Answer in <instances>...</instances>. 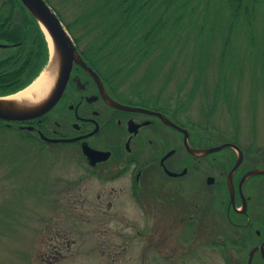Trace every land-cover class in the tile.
<instances>
[{"label":"rangeland","instance_id":"1","mask_svg":"<svg viewBox=\"0 0 264 264\" xmlns=\"http://www.w3.org/2000/svg\"><path fill=\"white\" fill-rule=\"evenodd\" d=\"M8 1L0 0V6ZM46 1L64 24L72 25L70 30L83 44L107 45L103 53L111 51L115 43L112 30L106 28L109 22L89 27L102 19L92 14L100 0ZM220 3L211 0L207 8L193 1L181 11L184 20L166 29L160 48L141 62L120 67L124 62L111 51L107 73L117 89L134 98L171 102L173 114L202 145L236 142L247 163L264 167V0L255 6L254 21L246 23L244 16L233 21L227 5L219 12ZM13 15L18 24L28 17L19 4ZM38 25H30L27 46L36 48L39 29L45 34ZM228 38L232 41L225 45ZM44 39L49 46L46 35ZM168 44L171 50L164 52ZM8 51L0 48V55ZM46 53L44 67L50 50ZM5 124L0 120V264H37L39 253L49 250L47 237L58 230L76 243L55 264H103V251L110 253L109 264H158L151 258L141 260L155 250L172 253L176 259L172 264H200V230L189 236V244L148 239V232L143 239L137 233L139 213L132 208L133 201L125 207L115 195L99 199L100 182L81 184L84 163L75 149L26 142L16 126ZM218 168L217 162L206 165L205 175ZM110 198L114 207L106 212ZM120 207L125 210L119 212ZM101 236L109 238L107 244L100 243ZM182 253L188 257L180 261Z\"/></svg>","mask_w":264,"mask_h":264},{"label":"flooded vegetation","instance_id":"2","mask_svg":"<svg viewBox=\"0 0 264 264\" xmlns=\"http://www.w3.org/2000/svg\"><path fill=\"white\" fill-rule=\"evenodd\" d=\"M68 32L84 63L74 59L52 108L32 119L3 120L5 126H16L26 142L75 149L84 163L81 184L100 182L99 199L115 195L125 207L133 201L143 239L148 232V239L189 244V236L200 230V264H264V173L249 174L264 167L248 164L243 151L242 163L232 171L238 159L232 146L208 154L196 151L227 141L204 146L173 114L171 102L141 100L117 89L107 73L106 45L86 46ZM0 48L10 50L0 55L7 58L9 73L11 46L0 43ZM216 162L214 174L205 175V166ZM113 207L110 198L104 210ZM99 239L103 245L109 241ZM46 243L49 250L39 253L37 264H55L76 241L58 230ZM108 254L101 253L103 264L111 261ZM187 257L182 253L180 261ZM149 258L158 264L176 260L156 250L139 260Z\"/></svg>","mask_w":264,"mask_h":264},{"label":"trees","instance_id":"3","mask_svg":"<svg viewBox=\"0 0 264 264\" xmlns=\"http://www.w3.org/2000/svg\"><path fill=\"white\" fill-rule=\"evenodd\" d=\"M193 1L198 0H100L92 14H98L102 19L99 18L94 25L89 24V27H103L109 22L106 28L112 30L110 39L115 43L111 49L115 53L112 54H116V58L124 62L119 65L120 67H129L135 61L141 62L152 50L160 48L166 29L172 30V27L178 26L184 20L181 11L183 12ZM220 1L221 7L218 11L222 13L228 6L233 21L241 16L245 17V23L254 21L255 6L259 0ZM199 2L204 3L207 8L211 5V0H199ZM15 4L16 6L19 4L22 13L28 16L22 24L14 21ZM29 19L30 22H27ZM172 20L173 25L170 24ZM30 25L39 26L20 0H11L0 6V39L2 43L9 44L11 49L14 48L11 54V72L5 71L7 58L0 57V95L11 94L24 88L45 65L46 52L49 50L44 39L45 34L39 29L37 42L35 41L36 48L27 46L26 38L31 29ZM71 26L67 24L69 29ZM233 28V25L229 27L230 34L233 33ZM231 41V38H228L225 45ZM168 49L171 50L169 44L165 45L163 50L168 52ZM111 51L107 55H112Z\"/></svg>","mask_w":264,"mask_h":264},{"label":"water","instance_id":"4","mask_svg":"<svg viewBox=\"0 0 264 264\" xmlns=\"http://www.w3.org/2000/svg\"><path fill=\"white\" fill-rule=\"evenodd\" d=\"M21 2L40 24L48 40L50 57L42 71L45 72L48 83L46 87L35 93H21L31 83L14 93L0 95V119L8 121L32 119L52 108L60 97L74 59L82 61L77 56L76 47L67 27L46 0H21ZM227 146L235 147L239 153L237 163L232 170L234 171L243 161V152L236 144L226 142L210 149L196 151L208 154ZM190 150L194 151L191 148ZM255 173H264V169H254L249 172V174Z\"/></svg>","mask_w":264,"mask_h":264},{"label":"bare ground","instance_id":"5","mask_svg":"<svg viewBox=\"0 0 264 264\" xmlns=\"http://www.w3.org/2000/svg\"><path fill=\"white\" fill-rule=\"evenodd\" d=\"M47 78L45 76V72H43L42 74H40L37 79H35L32 84L30 86H28V88H26L25 90H23L21 93H30L33 92L35 93L36 91L41 90L42 88L46 87V83L47 82Z\"/></svg>","mask_w":264,"mask_h":264}]
</instances>
